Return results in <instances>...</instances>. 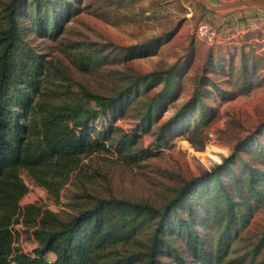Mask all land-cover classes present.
<instances>
[{"label": "rangeland", "instance_id": "1", "mask_svg": "<svg viewBox=\"0 0 264 264\" xmlns=\"http://www.w3.org/2000/svg\"><path fill=\"white\" fill-rule=\"evenodd\" d=\"M9 1L0 0V9ZM27 1L33 0H22L25 9ZM51 1L59 14L58 33L43 34L22 17L23 41L54 63L46 94L54 103L79 108L84 120L99 115L94 124L102 136L106 129L111 134L106 148L82 158L60 192H50L22 170L28 190L21 206L38 203L63 220L99 199H125L162 211L196 179L208 185L207 195L179 204L163 232L168 244L160 258L177 264L170 252L188 261L193 257L172 222L197 231L211 256L223 229L217 221L227 213L212 202L223 199L217 182L238 197L239 179L254 208L246 222L223 233L221 258L213 264H264V197L257 203L247 188L251 173L260 177L254 186L264 188V6L245 3L213 12L200 0ZM65 6L71 13H62ZM202 21L221 35L198 37ZM253 21L256 27L249 25ZM77 52L92 56L91 71L75 66L71 54ZM125 132L138 135L136 149L153 154L126 162L117 149ZM219 190L223 193L215 199ZM137 223L136 240L124 251H147L161 227L160 216L140 217ZM15 232V250L33 252L38 243L32 228L19 222Z\"/></svg>", "mask_w": 264, "mask_h": 264}, {"label": "trees", "instance_id": "2", "mask_svg": "<svg viewBox=\"0 0 264 264\" xmlns=\"http://www.w3.org/2000/svg\"><path fill=\"white\" fill-rule=\"evenodd\" d=\"M71 10L65 6L62 13ZM23 15L31 28L39 27L43 34L53 35L61 28L51 0L27 1L26 9L22 0H11L0 9V264H164L160 257L168 244L163 232L171 222L170 212L182 202L189 203L208 193V185L196 179L187 181L162 211L125 199H99L91 208L63 220L58 213L43 209L38 203L21 206L28 190L22 170H27L36 183L50 192H60L82 158L106 148L105 140L111 134L106 129L102 136L99 126L94 124L99 115L91 121L84 120L76 106L49 100L46 85L54 63L23 41ZM71 56L81 71L89 72L95 67L90 55L77 52ZM109 109L117 112L116 106ZM137 139V134L125 132L117 141L118 152L126 162L153 154L145 148L136 149ZM260 176L264 177L263 172ZM250 177L247 188L257 203L261 202L264 188L258 190L254 186L260 177L253 173ZM238 182L236 179L238 197L217 182L222 186L223 199L212 202L227 213L217 221L223 229L211 256L206 241L197 231L188 225L183 227L180 220L172 222L173 231L186 241L193 257V261H188L179 253L170 252L177 264H213L220 260L223 233L246 222L254 208ZM223 192L219 190L214 198ZM211 206L214 208L212 203ZM144 216H160L159 232L147 251H124V246L136 240L137 222ZM19 222L32 228L38 243L33 252L15 250V228ZM49 253L55 258L47 259Z\"/></svg>", "mask_w": 264, "mask_h": 264}, {"label": "built area", "instance_id": "3", "mask_svg": "<svg viewBox=\"0 0 264 264\" xmlns=\"http://www.w3.org/2000/svg\"><path fill=\"white\" fill-rule=\"evenodd\" d=\"M250 26L256 27L257 23L256 22H250ZM197 35L201 39H208V40H213L218 38L221 35V32L210 25L208 22L202 21L198 27H197Z\"/></svg>", "mask_w": 264, "mask_h": 264}, {"label": "water", "instance_id": "4", "mask_svg": "<svg viewBox=\"0 0 264 264\" xmlns=\"http://www.w3.org/2000/svg\"><path fill=\"white\" fill-rule=\"evenodd\" d=\"M200 1L202 4L206 5L213 12L237 7L240 4H245V3H251L254 5L264 6V0H245L243 2L230 3V4H214L210 0H200Z\"/></svg>", "mask_w": 264, "mask_h": 264}, {"label": "crops", "instance_id": "5", "mask_svg": "<svg viewBox=\"0 0 264 264\" xmlns=\"http://www.w3.org/2000/svg\"><path fill=\"white\" fill-rule=\"evenodd\" d=\"M49 255H52V256H54V257H53V259L55 258V255H54L53 253H49V254H48V256H49Z\"/></svg>", "mask_w": 264, "mask_h": 264}]
</instances>
